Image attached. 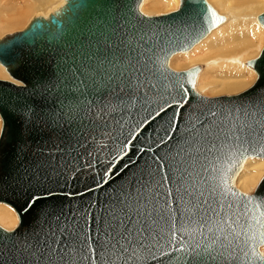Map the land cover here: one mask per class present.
Returning <instances> with one entry per match:
<instances>
[{
	"label": "water",
	"instance_id": "95a60500",
	"mask_svg": "<svg viewBox=\"0 0 264 264\" xmlns=\"http://www.w3.org/2000/svg\"><path fill=\"white\" fill-rule=\"evenodd\" d=\"M140 3L64 0L0 39L21 83L0 80V203L19 219L0 264H264V180L235 187L264 159V49L248 91L200 99L199 68L167 63L223 17Z\"/></svg>",
	"mask_w": 264,
	"mask_h": 264
},
{
	"label": "bare ground",
	"instance_id": "6f19581e",
	"mask_svg": "<svg viewBox=\"0 0 264 264\" xmlns=\"http://www.w3.org/2000/svg\"><path fill=\"white\" fill-rule=\"evenodd\" d=\"M180 1L141 0L139 12L149 17L165 15L176 11ZM205 2L222 16L223 20L209 29L189 50L173 54L167 68L173 72L199 68L194 93L200 99L241 95L256 83L258 77L248 63L258 58L264 49V26L258 21V16L264 13V0H205ZM63 3L64 0H0V29L7 30L0 31V39L23 30L34 17H46ZM13 28L17 30L12 31ZM176 66L183 69L177 71ZM0 70L2 71L0 80L21 85L19 81L13 80L1 65ZM249 82L253 83L245 88ZM221 92L222 95L207 97L210 96L209 93ZM0 121L1 131V118ZM263 180L264 159L246 158L237 174L235 187L240 193L250 195ZM18 224L19 219L15 210L7 204L0 203V228L12 232ZM259 251L264 256L263 245Z\"/></svg>",
	"mask_w": 264,
	"mask_h": 264
},
{
	"label": "rangeland",
	"instance_id": "374dc122",
	"mask_svg": "<svg viewBox=\"0 0 264 264\" xmlns=\"http://www.w3.org/2000/svg\"><path fill=\"white\" fill-rule=\"evenodd\" d=\"M13 30H17V29H16V28H13L12 31H13ZM0 31H1V32H4V31L7 32V30H3V29H0ZM9 31H11V30H8V32H9ZM1 32H0V34H1ZM254 57H256V56H254ZM252 58H253V57H252ZM248 59H249V58H248ZM169 62H170V61H169ZM169 66H170V65H169ZM170 68L173 69L172 67H170ZM175 68L177 69V71H179L178 69H183V67H180V66H176ZM176 69H173V70H176ZM0 72H2V71L0 70ZM254 74H255V73H254ZM254 79H255V78H254ZM252 83H253V82H249V83H247V84L245 85V88L248 87V86H250ZM196 88H197V87H196ZM243 88H244V86H243ZM197 91H198V90H197ZM220 94L222 95L223 93H222V92H221V93H215V94H214V93H209L210 96H207V97H213V96L215 97V96H219ZM203 95H204V94H203ZM205 96H206V95H205ZM0 126H1V121H0ZM14 214H15V213H14ZM4 228H5V227H4ZM6 229H7V228H6ZM263 247H264V245H263Z\"/></svg>",
	"mask_w": 264,
	"mask_h": 264
},
{
	"label": "snow or ice",
	"instance_id": "6c2138e0",
	"mask_svg": "<svg viewBox=\"0 0 264 264\" xmlns=\"http://www.w3.org/2000/svg\"><path fill=\"white\" fill-rule=\"evenodd\" d=\"M181 106H182V105H181ZM249 202H251V201H249ZM31 203H32V202H30V205H29V206H31ZM256 207H257V209H261V205H260V204H257ZM260 216H261L262 218H264V209H261V211H260ZM257 223H260V220H257Z\"/></svg>",
	"mask_w": 264,
	"mask_h": 264
}]
</instances>
